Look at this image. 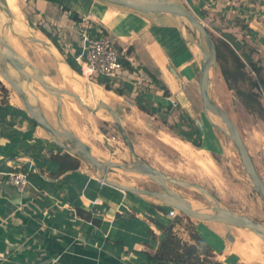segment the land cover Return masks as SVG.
Instances as JSON below:
<instances>
[{
    "label": "crops",
    "instance_id": "crops-1",
    "mask_svg": "<svg viewBox=\"0 0 264 264\" xmlns=\"http://www.w3.org/2000/svg\"><path fill=\"white\" fill-rule=\"evenodd\" d=\"M73 1L17 0L31 21L40 25L39 32L50 39L53 54L58 50L62 55V77L64 68L72 74L62 60L77 68L86 39L108 34L132 59L118 78L99 82L111 86L106 89L107 98L132 108L136 116L124 119L142 124L157 117L172 125L189 115L196 123L193 111L202 108L201 53L186 41L177 16L163 14L158 22L151 13L103 0ZM174 1L192 11L238 53L251 54L261 69L256 73L248 65L247 70L251 69L264 95V0ZM95 84L91 83L94 89L90 91L103 92ZM95 96L87 98L98 101ZM19 101L11 93L8 101H2L0 95V264H158L149 255L157 252L167 228L174 225V231L192 243L190 224L210 244L216 259L243 264L235 248L237 239L228 241L221 223L185 215L173 220L162 200L102 182L82 160L77 169L58 173L60 163L51 155L66 151L42 135ZM261 122L248 135L240 131L254 161L260 156L264 168V120ZM201 134V147L185 141L195 149L209 146L206 131ZM168 137L178 140L172 134ZM14 170L29 174L25 191L8 180V173Z\"/></svg>",
    "mask_w": 264,
    "mask_h": 264
},
{
    "label": "rangeland",
    "instance_id": "rangeland-1",
    "mask_svg": "<svg viewBox=\"0 0 264 264\" xmlns=\"http://www.w3.org/2000/svg\"><path fill=\"white\" fill-rule=\"evenodd\" d=\"M18 6L20 16L18 15L17 17L16 15V22L20 19L27 26L18 21L23 28L20 30L23 33L21 40L12 34L10 36L17 38L18 45H21L20 49H18L19 52L42 69L49 79L63 84L65 87L81 95L85 100H88L86 92L75 91L63 79L59 70V65H61L60 60L63 58L60 52L54 50L56 54H52L50 50L40 43L29 39L28 36L30 35L36 36L48 41L52 46L50 39L39 32L40 25L33 23L27 13L24 12L25 9L20 4ZM184 26L183 33L187 39L186 41L191 43L195 51L200 52L198 46L193 42L196 40V34L190 23L186 22ZM210 31L212 34L217 35L216 31ZM69 68L73 74H78V76L80 75L84 79L83 74L77 68L70 66ZM250 70L248 68V71ZM96 84L103 91V95L99 100L106 101L118 111L123 118V125L126 131L133 140L134 145L136 144V152L142 159L170 177L202 184L218 199L222 206L238 214L251 216L264 224V199L257 192L250 176L242 165L238 151L231 138L219 130V127L226 130V126L217 115L212 113L207 115L203 109V105L202 108L193 111L194 118L201 119L203 122V128L207 133V140L209 141L210 139V145L205 146L207 148L206 156L212 160L215 169L213 172H209L200 167L191 156L189 157L188 154H184L177 148H174L172 143L167 140L168 135L166 134H172L178 140L184 142H187L185 140H187L186 136L189 135L188 133L196 137L194 129L197 125L193 118L187 115L180 122H176L171 126L157 117L155 119L152 117L148 118L149 120L146 119V123L134 124L135 122L132 119H124L125 116L134 115L132 108L127 103H119L107 98L106 89L108 84L104 85L97 82ZM35 86L38 89L41 105L47 118L58 127L55 103L38 83L35 82ZM209 91L213 99L230 113L244 135L250 134V131L255 130L259 122L262 123V119L257 114H251L245 109L236 91L228 86L223 76L221 65L218 62L211 74ZM10 93L18 101L20 100L11 86L1 79V100L8 101ZM263 98L264 95L261 94V101ZM94 100L92 98L88 101L89 104L95 106L99 100ZM19 102L24 107L22 101L20 100ZM149 114L153 115V113ZM63 121L66 126L74 130L84 141L91 144L95 150H98L97 152L100 155L117 162H132L130 150L124 142L112 115L107 110L102 109L100 112L94 113L70 96H64ZM213 121H215V124ZM39 131L46 139H49L48 134L43 129L39 128ZM208 135H210V138ZM106 138L109 139V142H107ZM195 148L193 147L192 149L196 152L200 149ZM255 162L259 173L262 172L261 174L264 176V168L260 156H255ZM110 178L132 186L160 190V186L156 181L131 168L127 170L115 168V171L110 173ZM168 185L191 204L197 203L205 211H214V199L198 188L184 187L173 183H169ZM188 227L190 228L191 224ZM232 231V234L237 239L235 248L244 260H242V263L264 264V240L247 229L232 227Z\"/></svg>",
    "mask_w": 264,
    "mask_h": 264
},
{
    "label": "water",
    "instance_id": "water-1",
    "mask_svg": "<svg viewBox=\"0 0 264 264\" xmlns=\"http://www.w3.org/2000/svg\"><path fill=\"white\" fill-rule=\"evenodd\" d=\"M103 1L151 13L157 18L158 22H160V15H175L180 20L183 36L184 24L186 22L190 23L196 34V40L193 42L198 46L201 52L199 91L203 109L207 115H210L211 113L215 114L223 121L226 130L221 127H219V130L231 138L238 151L242 165L250 176L257 192L264 199V180L257 169L256 163L245 143L239 126L230 113L213 99L209 91L211 74L218 58L216 42L212 32L199 17L192 13V11L174 0ZM3 13L6 14L5 19H2ZM15 20L16 14L10 9L8 1L0 0V74L11 86L12 90L18 95L35 123L48 134L52 143L87 163L92 168L94 174L106 184L134 194L156 197L168 206L178 209L183 215L192 219L221 223L226 229L225 237L228 241L234 242L236 239L232 234V227L250 230L264 240V224L262 222L251 216L238 214L233 210L222 206L218 199L202 184L170 177L142 159L137 154L134 142L123 125V118L109 103L104 100H99L95 106H92L78 93L65 87L61 83L49 79L42 69L33 64L12 44L10 34L18 37L20 40L23 38V33L18 32L14 27ZM28 37L31 41L40 43L46 47L53 54L49 42L32 35ZM62 61L71 66L68 61ZM172 70L174 71L173 68ZM35 82L49 94L50 98L55 103V114L58 127L52 124L47 118L42 108ZM64 96H70L94 113H97L101 109L107 110L112 115L124 142L130 150L132 162H117L111 158H106L98 154L93 150L91 144L84 141L74 130L66 126L63 121ZM213 123L215 124V121H213ZM196 125L199 131L204 133L203 122L201 119H196ZM106 140L109 142L108 138H106ZM115 168L124 170L131 168L136 170L156 181L160 186V190L132 186L115 181L110 178V173L114 172ZM169 183L184 187H196L200 191L210 195L215 201V203H213L214 211L210 212L205 211L204 209L195 208L180 193L169 187Z\"/></svg>",
    "mask_w": 264,
    "mask_h": 264
},
{
    "label": "trees",
    "instance_id": "trees-1",
    "mask_svg": "<svg viewBox=\"0 0 264 264\" xmlns=\"http://www.w3.org/2000/svg\"><path fill=\"white\" fill-rule=\"evenodd\" d=\"M46 34L50 36L49 32H46ZM213 37L217 47V62L221 65L222 73L228 86L236 91L242 104L251 114H257L264 120V105L260 99L261 92L252 74V71L259 72L261 67L253 61L249 52L244 50L238 53L225 39L216 35H213ZM70 65L74 67L72 62H70ZM248 65L252 71L247 70ZM107 88L111 89V86L107 85ZM116 92L121 93L119 89H116ZM141 108L149 111L143 105ZM194 132L196 137L188 133L189 135L186 136V139L195 146L201 147L203 145L202 134L197 126H195ZM51 157L60 163L58 173L77 169L81 164L79 158L67 152L64 154H52ZM180 217L182 216L178 218L180 219ZM173 226L171 225L167 228V236L160 243L157 252L154 255H149L150 259L158 264H224L215 258L210 244L202 238L194 227L191 226L189 229L190 238L193 240L191 243L178 235L174 231Z\"/></svg>",
    "mask_w": 264,
    "mask_h": 264
},
{
    "label": "built area",
    "instance_id": "built-area-1",
    "mask_svg": "<svg viewBox=\"0 0 264 264\" xmlns=\"http://www.w3.org/2000/svg\"><path fill=\"white\" fill-rule=\"evenodd\" d=\"M130 63L132 59L127 54V50L117 47L114 38L108 34H98L86 39L85 49L77 70L88 81L99 83L103 79L118 78ZM7 177L19 191H25L30 182L29 174L24 171H10ZM167 214L173 220L183 215L178 209L170 206Z\"/></svg>",
    "mask_w": 264,
    "mask_h": 264
},
{
    "label": "bare ground",
    "instance_id": "bare-ground-1",
    "mask_svg": "<svg viewBox=\"0 0 264 264\" xmlns=\"http://www.w3.org/2000/svg\"><path fill=\"white\" fill-rule=\"evenodd\" d=\"M8 1V5H9V7H10V9L17 15V17H18V15H19V13H20V9H19V6H18V4H17V1L16 0H7ZM68 2H71L72 4H74V1L73 0H68ZM20 16V15H19ZM5 17H6V14H2V19H5ZM18 21L20 22V23H22L23 25H25V26H27L24 22H22L20 19H18ZM16 22V20L14 21V27H15V29L18 31V32H21L20 30H22L23 28H22V25L19 23V22ZM39 38V37H38ZM10 40H11V42H12V44L14 45V47L18 50V49H20L19 47L21 46H19L18 45V40H17V38H15V37H12V36H10ZM19 51V50H18ZM59 66H61V65H59ZM60 68V67H59ZM62 68V67H61ZM63 69V68H62ZM67 69V68H66ZM61 71V70H60ZM63 71V70H62ZM69 71V70H68ZM71 71V70H70ZM65 74H64V77H63V79L73 88V89H75V90H81V91H84V93L86 92L87 94V96H90V95H97V96H95V97H97V99H99L100 97H102V92L101 91H97L96 90V93H95V91L94 90H92V91H90V89H94L93 87H92V85H91V83L92 82H90V81H88L85 77H84V79L83 78H81V77H79V76H77V75H72V74H70V75H68L69 73L67 72V70H65V68H64V71H63ZM63 75V74H62ZM0 79H2L4 82H6L5 81V79L2 77V75L0 74ZM172 82V81H171ZM8 84V83H7ZM96 85V84H95ZM95 87V86H94ZM98 87V86H97ZM97 89V88H96ZM42 97V96H41ZM94 97V98H95ZM46 99V98H45ZM44 99V100H45ZM87 100V99H86ZM87 101H89V100H87ZM102 110V109H101ZM101 110H99V112L101 111ZM106 117V116H105ZM217 122V121H216ZM219 122V121H218ZM217 124H219V123H217ZM169 135V134H168ZM167 140H168V142H170V143H172L178 150H180V152H182V153H184V154H188L189 155V157L191 156L192 158H193V160H195L197 163H198V165L200 166V167H202L204 170H206V171H209V172H213L214 171V164H213V162H212V160L210 159V158H208L206 155H207V148L206 147H202V148H200L199 150H197V152L196 151H194L193 149H192V147L187 143V142H184V141H181V140H176V139H171V138H169L168 136H167ZM93 150L95 151V152H97L98 150H95L94 148H93ZM98 153V152H97ZM99 154V153H98ZM209 174V173H208ZM195 208H199V209H203L201 206H199V205H197V203H195V204H192ZM256 235V234H255ZM257 236V235H256ZM257 237H259V236H257ZM260 238V237H259ZM226 262L228 263V264H235L234 262H232L231 260H229V259H227L226 260Z\"/></svg>",
    "mask_w": 264,
    "mask_h": 264
}]
</instances>
